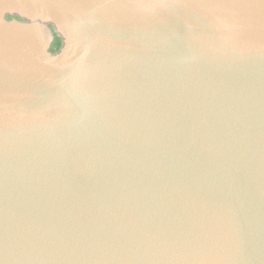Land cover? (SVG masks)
I'll list each match as a JSON object with an SVG mask.
<instances>
[{"label":"water","instance_id":"1","mask_svg":"<svg viewBox=\"0 0 264 264\" xmlns=\"http://www.w3.org/2000/svg\"><path fill=\"white\" fill-rule=\"evenodd\" d=\"M0 264H264V0H0Z\"/></svg>","mask_w":264,"mask_h":264},{"label":"flooded vegetation","instance_id":"2","mask_svg":"<svg viewBox=\"0 0 264 264\" xmlns=\"http://www.w3.org/2000/svg\"><path fill=\"white\" fill-rule=\"evenodd\" d=\"M56 40H57V38H56ZM56 40H55V41H56ZM60 46H61V44H58V43L54 42L53 47H52V50H53V51H56V50L59 49Z\"/></svg>","mask_w":264,"mask_h":264},{"label":"trees","instance_id":"3","mask_svg":"<svg viewBox=\"0 0 264 264\" xmlns=\"http://www.w3.org/2000/svg\"><path fill=\"white\" fill-rule=\"evenodd\" d=\"M55 42L58 44H61V39L59 37H57V40Z\"/></svg>","mask_w":264,"mask_h":264}]
</instances>
